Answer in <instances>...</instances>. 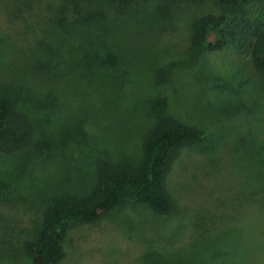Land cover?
I'll list each match as a JSON object with an SVG mask.
<instances>
[{"label": "rangeland", "instance_id": "obj_1", "mask_svg": "<svg viewBox=\"0 0 264 264\" xmlns=\"http://www.w3.org/2000/svg\"><path fill=\"white\" fill-rule=\"evenodd\" d=\"M45 1L54 16L62 0ZM73 1L49 20L0 0V102H13L37 129L28 150L0 152V264H33L26 243L53 196L97 195L104 167L138 164L163 119L201 133L172 152L173 211L129 200L72 228L60 264H264V169L245 155L264 159V74L248 53L195 52L189 37L149 34L114 0ZM188 1L146 4L185 3L188 13ZM247 89L256 102L239 112L233 99ZM48 94L57 110L37 115Z\"/></svg>", "mask_w": 264, "mask_h": 264}, {"label": "trees", "instance_id": "obj_2", "mask_svg": "<svg viewBox=\"0 0 264 264\" xmlns=\"http://www.w3.org/2000/svg\"><path fill=\"white\" fill-rule=\"evenodd\" d=\"M66 1L73 0H62L57 9H52L54 16L50 13L48 16L44 13L45 0L44 3L43 0H13L20 16L36 19L40 12L49 20L55 19V15H59L62 9L64 13ZM148 1L114 0L121 14L136 15L143 26L148 28L149 34L177 40L189 37L190 48L195 52L217 53L232 49L248 53L254 69L264 74V0H207V5L201 0H189L193 4H188V13L182 8L185 3L169 2L162 9H155L147 6ZM67 8L71 13L75 12L74 7ZM162 14L165 15L163 21H155L154 18ZM15 16L19 17L18 14ZM138 34L142 39L146 37L140 30ZM244 92L246 96L233 99L239 112L256 102L252 89ZM29 98L30 103L34 101L33 97ZM44 102L37 99L34 108L37 115H48L57 110L56 95L48 94ZM36 132L34 121L28 113L21 111L9 100L0 102V152L15 155L28 150ZM200 138L201 133L197 130L163 119L145 142L138 164L126 162L104 167L97 195L87 199H76L65 194L54 195V202L45 213V220L36 238L26 243L32 263L60 264L66 256L65 242L72 228L78 224L94 223L101 215L112 212L129 200L146 204L160 214H170L174 202L167 189V175L172 152L176 147ZM262 149L264 152V147ZM253 152L248 151L245 155L253 159V167L256 166L261 172L264 159L258 158ZM259 188L260 184L253 187L256 201Z\"/></svg>", "mask_w": 264, "mask_h": 264}]
</instances>
